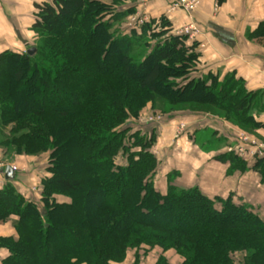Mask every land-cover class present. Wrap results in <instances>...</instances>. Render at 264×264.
Returning a JSON list of instances; mask_svg holds the SVG:
<instances>
[{
  "label": "trees",
  "instance_id": "1",
  "mask_svg": "<svg viewBox=\"0 0 264 264\" xmlns=\"http://www.w3.org/2000/svg\"><path fill=\"white\" fill-rule=\"evenodd\" d=\"M124 2L36 4L34 45L0 54V149L48 158L39 202L12 182L0 188V225L16 231L0 237V264H170L171 254L179 264H264L261 215L234 195L180 185L178 173L160 182L156 133L139 123L148 110L212 113L251 132L264 127L261 93L235 74H199L196 45L163 38L164 20L159 32L143 27L154 44L137 59L142 34L118 28L132 11ZM248 37L264 43V21ZM218 159L264 184V159Z\"/></svg>",
  "mask_w": 264,
  "mask_h": 264
},
{
  "label": "crops",
  "instance_id": "2",
  "mask_svg": "<svg viewBox=\"0 0 264 264\" xmlns=\"http://www.w3.org/2000/svg\"><path fill=\"white\" fill-rule=\"evenodd\" d=\"M46 1L49 0H0V54L5 51L21 53L27 50L34 40L31 29L35 22V5ZM125 1L127 2L122 4L121 9L132 11L123 21H126L125 24H120L123 29L118 26L122 31L135 30L142 34L143 27L149 25L152 33L159 32L164 20L170 25V32L164 35L165 38L179 35L181 29L191 26L192 32L185 36L188 38L187 44L196 45V51L200 54L198 73H211L221 80L229 74L242 77L248 91L260 92L262 95V106L255 112V119L264 124V43L248 37L264 21V0H200L199 5L191 10L180 6L172 12L170 9L178 0ZM164 120L155 132L157 146L159 141L165 139L169 145L174 143L175 134L181 125L188 129L176 139L178 151L170 150L167 156L162 155L161 158L166 159L164 162L169 165L167 169H171L170 172L178 173V183L184 187H198L211 197L226 198L234 195L233 201L248 205L264 220V184L261 183L258 172L251 169L234 170L230 163L218 159L229 154L230 146H235L238 134H233L240 132L238 128L209 113H177L166 116ZM198 132L212 133L213 137L219 142L222 140L224 144L222 142L217 144L218 147L208 148L207 141L198 142L197 136L194 137V133ZM249 133L264 143V127ZM158 147L159 153L167 149V145L159 144ZM11 155L4 156L0 149V188L6 183V169L2 168L14 165L20 172L12 183L27 199L39 202L32 193L33 190H38L43 178L42 173H38L40 169L38 170L37 161L26 156ZM10 158L12 162L5 160ZM10 236H16L12 221L0 225V237ZM6 255L7 251L1 249L0 262ZM169 260L170 264L180 263V259L172 254L169 255Z\"/></svg>",
  "mask_w": 264,
  "mask_h": 264
},
{
  "label": "rangeland",
  "instance_id": "3",
  "mask_svg": "<svg viewBox=\"0 0 264 264\" xmlns=\"http://www.w3.org/2000/svg\"><path fill=\"white\" fill-rule=\"evenodd\" d=\"M127 19V18H126ZM126 22V21H125ZM125 22H123V24H125ZM122 25V24H121ZM116 26H117V24H116ZM116 26H114V28L116 27ZM123 26V25H122ZM122 26H120L121 27V29H123V27ZM119 28V27H118ZM124 31H127L126 33H128L129 34V31L128 30H124ZM139 39L140 40H138V41H136V45H135V48H134V50H133V55H135V57L137 58V59H139V58H141L142 56H144V53L145 52H148V49H147V47L146 46H151V45H153L154 43H153V41L151 40V38L148 36V35H146V34H142V35H140V37H139ZM34 43H35V40H33L32 41V43L29 45V48H31L33 45H34ZM186 107H183L182 109H185ZM188 108H190V107H188ZM187 109V108H186ZM192 109H194V110H199V111H208L209 109H204V108H192ZM185 113H188V114H191V113H189V112H185ZM175 114H177V113H175ZM209 114H211V115H213L212 113H209ZM162 116L163 118H162V120H161V122H152V123H141L142 125H144V126H147V127H145L144 128V130L145 131H154V133L156 132V129H158L164 122H165V120H164V118H166V116L165 115H163L162 113H160V112H155V111H153V110H148V111H146V113L142 116V117H140L139 118V120L140 119H142V118H145V119H148L149 117H153V116ZM215 116V115H214ZM142 127V126H141ZM141 127H135V128H141ZM143 129V128H142ZM188 130V129H187ZM186 130V131H187ZM238 130L240 131H238L239 133H234L233 135H236V134H248V135H251L249 132H246V131H244V130H241V129H239L238 128ZM235 131H237V129L235 130ZM185 134V133H184ZM156 136H157V133H156ZM196 136H197V140H198V142L200 141H207V143H206V145H207V147L208 148H211V147H214V146H216V147H218L219 145H217V144H219V143H222L223 141L222 140H220L221 142H219L218 140H217V138H215V137H213L212 136V133H206V134H203V133H201V132H198V133H194V137L196 138ZM231 136V135H230ZM251 136H253V137H255L254 135H251ZM189 139H191V137H188ZM256 138V140L258 141L259 139H258V137H255ZM176 139H179V137L177 138L176 137V134H175V138H174V140H175V142H176ZM192 140L194 141V138H192ZM196 140V139H195ZM164 141V140H163ZM163 141H159L158 143L162 146V145H167V149L166 150H163V152L162 153H159V151H160V149H159V144H158V146H157V144L155 143V145H154V147H153V153H154V155L159 159V161L161 162L160 163V171H159V178H161L159 181L160 182H166V176H170V175H175V171H173V172H170L171 171V169H167V166H168V168H169V165H167L166 164V162H164L166 159L165 158H163V160L161 159L162 158V155H165V156H167L168 155V153H169V151L170 150H172V151H170V152H176V151H178V149H179V147L177 146L178 144L177 143H172L171 145H169L168 144V142H167V140L165 139V141H164V143H163ZM213 142V143H212ZM223 144H224V142H223ZM169 146V147H168ZM164 148H166L165 146H164ZM163 148V149H164ZM229 154L231 155V154H235V155H237L235 152H229ZM5 156V155H4ZM13 155H11V157H12ZM164 156V157H165ZM238 156V155H237ZM240 157V156H239ZM30 158V157H29ZM242 158V157H241ZM12 159H14V157H12ZM12 159L10 158V159H5V160H11L10 162H12ZM30 159H34L35 161H37V165H38V170L40 169V171H38V173L40 172V174L42 175V176H44L45 175V169H46V167H47V165H48V158H47V156H41V157H38V158H30ZM243 159V158H242ZM252 161V160H251ZM9 162V163H10ZM165 170V171H164ZM166 171H168V172H166ZM23 173L25 172V171H22ZM21 172V173H22ZM37 172V171H36ZM41 177V176H40ZM14 185V184H13ZM15 186V185H14ZM163 187V186H162ZM32 193H33V195L35 196L34 198L35 199H38L39 200V198H40V196L38 195V190H36V191H32ZM35 202H36V200H35ZM246 205V204H245ZM246 206H248V205H246ZM175 256V255H174ZM176 257V256H175ZM154 258H155V256L153 257H151V258H149V259H147L146 261H144L142 264H152V260H154ZM128 264V263H127Z\"/></svg>",
  "mask_w": 264,
  "mask_h": 264
},
{
  "label": "built area",
  "instance_id": "4",
  "mask_svg": "<svg viewBox=\"0 0 264 264\" xmlns=\"http://www.w3.org/2000/svg\"><path fill=\"white\" fill-rule=\"evenodd\" d=\"M200 0H178V3H176L170 11H175L180 6H185L186 9L191 10L197 5H199ZM192 32V27H184L181 29L178 34L179 35H186L190 34ZM162 116H151L148 119L142 118L139 120V123H152V122H161ZM186 127L185 125H181L179 129L176 132V137L182 136L184 133H186ZM229 152H235L238 156L242 157L246 160H255V159H264V143L257 141L255 137L248 135V134H239L238 137L235 140V146H230L228 149ZM3 167V165H1ZM7 166H4L2 169H5ZM11 167L16 171L20 172V170L14 166L11 165Z\"/></svg>",
  "mask_w": 264,
  "mask_h": 264
},
{
  "label": "water",
  "instance_id": "5",
  "mask_svg": "<svg viewBox=\"0 0 264 264\" xmlns=\"http://www.w3.org/2000/svg\"><path fill=\"white\" fill-rule=\"evenodd\" d=\"M34 53H35V49H30L28 51L29 55H33ZM16 176H17L16 171L11 166H8L7 169L5 170V181L12 182L16 179Z\"/></svg>",
  "mask_w": 264,
  "mask_h": 264
}]
</instances>
